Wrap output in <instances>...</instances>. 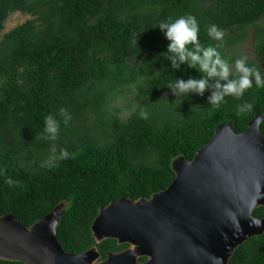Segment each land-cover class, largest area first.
<instances>
[{
  "label": "trees",
  "instance_id": "1",
  "mask_svg": "<svg viewBox=\"0 0 264 264\" xmlns=\"http://www.w3.org/2000/svg\"><path fill=\"white\" fill-rule=\"evenodd\" d=\"M15 12L33 19L0 40V217L13 214L30 227L60 202H70L56 231L67 253L96 246L104 260L126 249L112 239L95 242L90 227L99 209L165 190L175 178L171 158L192 161L219 125L242 133L264 116V87L255 82L243 97H225L219 108L208 103V91L174 95L169 82L204 74L171 67L169 42L158 27L192 15L201 45L216 48L226 61L228 42L210 36L208 28L248 38L255 60L247 63L264 74V0H0V32ZM135 52L143 61L128 64ZM127 87L136 109L123 122L110 105ZM245 102L253 110L238 113ZM61 108L72 117L67 125ZM49 115L60 121L55 141L42 138ZM259 129L264 135V120ZM53 145L57 155L66 149L70 158L49 167ZM164 162L165 169L155 172ZM128 184L134 189L126 191ZM252 215L264 219V206ZM228 264H264V234L239 246Z\"/></svg>",
  "mask_w": 264,
  "mask_h": 264
},
{
  "label": "water",
  "instance_id": "2",
  "mask_svg": "<svg viewBox=\"0 0 264 264\" xmlns=\"http://www.w3.org/2000/svg\"><path fill=\"white\" fill-rule=\"evenodd\" d=\"M254 118L246 131L219 125L192 161L179 155L173 182L149 199L120 198L99 209L90 230L96 243L128 247L100 260L96 246L64 251L56 237L65 214L60 202L26 227L13 214L0 217V260L23 264H228L244 242L264 234V135ZM70 203V202H69ZM55 224L50 227V222ZM145 257V261L139 259Z\"/></svg>",
  "mask_w": 264,
  "mask_h": 264
},
{
  "label": "clouds",
  "instance_id": "3",
  "mask_svg": "<svg viewBox=\"0 0 264 264\" xmlns=\"http://www.w3.org/2000/svg\"><path fill=\"white\" fill-rule=\"evenodd\" d=\"M165 38L168 40L167 52L170 54L169 61L171 67L176 71H181V66L195 69L197 73L204 75L193 76L189 74L187 79L177 77L174 82H169L167 88L176 95L196 94L204 96L205 92H210L207 97L208 103L219 108L225 102V97H243L244 93L253 87V82L257 87H264V74L255 65L247 63V57H242L235 61V73L230 70L228 62L221 57L219 51L214 47H204L199 41V24L192 15L180 16L175 20L161 22L158 24ZM210 36L217 40L223 37V31L216 25L208 28ZM192 47L189 48L188 46ZM234 77V78H231ZM254 104L245 102L237 106L238 113L244 114L252 111ZM59 115L63 118V123L67 125L72 117L67 109H59ZM141 116L147 119V113L141 112ZM60 130V121L49 115L45 118L43 139L55 141ZM52 155L49 157L48 166L51 167L58 160L70 158L66 149H60L57 155V147L52 146ZM8 185H13L11 178L5 181ZM55 221L50 222V227Z\"/></svg>",
  "mask_w": 264,
  "mask_h": 264
},
{
  "label": "rangeland",
  "instance_id": "4",
  "mask_svg": "<svg viewBox=\"0 0 264 264\" xmlns=\"http://www.w3.org/2000/svg\"><path fill=\"white\" fill-rule=\"evenodd\" d=\"M31 19H33L31 15L22 12H15L10 14L4 22L3 30L0 32V40L7 32L16 28L17 26L22 25L23 23ZM261 24L264 25V16L261 19ZM234 38H235L234 35L229 36L227 32H224L223 37L220 39L222 41L228 42L229 44L227 50V57H228L227 62L232 72L235 71V61L237 59H240L242 57H247V61L255 60V56L249 46V39L244 38L241 39L240 41V39L238 40ZM142 61H143V57L141 56V54L135 52L128 59V64H131L133 62H142ZM133 97H134V91L132 87H127L122 91H120L116 95V97L111 101V105H110L111 108L116 110V112L118 113V117L123 122H126L128 118L133 114L134 110L136 109V104L133 101ZM179 162H180V158L178 156L171 158L168 162L169 168L173 171L177 167V164H179ZM164 163H161L159 164V166L155 167V172H161L162 170H164L165 169L164 166H166V163L165 164ZM126 188H127L126 191H130L134 189L131 186ZM65 203L66 204L64 205V209H66L65 211L66 213L70 209V203L68 201H65Z\"/></svg>",
  "mask_w": 264,
  "mask_h": 264
},
{
  "label": "bare ground",
  "instance_id": "5",
  "mask_svg": "<svg viewBox=\"0 0 264 264\" xmlns=\"http://www.w3.org/2000/svg\"><path fill=\"white\" fill-rule=\"evenodd\" d=\"M181 165V163L180 164H177V168H179V166ZM175 166V165H174Z\"/></svg>",
  "mask_w": 264,
  "mask_h": 264
}]
</instances>
